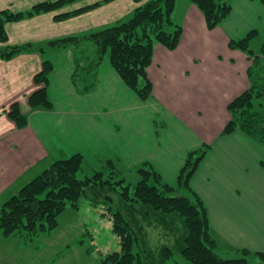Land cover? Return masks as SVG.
I'll use <instances>...</instances> for the list:
<instances>
[{"label": "crops", "instance_id": "0c3cea01", "mask_svg": "<svg viewBox=\"0 0 264 264\" xmlns=\"http://www.w3.org/2000/svg\"><path fill=\"white\" fill-rule=\"evenodd\" d=\"M43 1L0 0V12H25ZM228 1L231 15L210 31L196 5L177 0L171 18L183 35L174 51L155 46L148 68L153 94L146 101L124 83L110 55L99 67L95 90L80 94L73 83L75 50L69 48L47 56L54 65L48 86L52 109H32L29 98L44 87L35 77L45 58L38 53L0 58V209L48 165L76 154L84 157L86 167L99 168L111 160L132 185L140 180L136 169L150 163L165 183L176 186L188 154L211 145L191 186L208 208L212 233L231 249L264 254V144L240 131L222 135L231 120L229 104L250 88L251 61L229 43L257 31L250 47L262 43V50L264 0ZM139 6L134 0H113L61 22L55 16L62 13L9 22L8 42H0V48L125 22ZM14 104L28 117L27 127L18 128L8 117ZM162 227L150 230L157 240L164 236Z\"/></svg>", "mask_w": 264, "mask_h": 264}, {"label": "trees", "instance_id": "16d2710c", "mask_svg": "<svg viewBox=\"0 0 264 264\" xmlns=\"http://www.w3.org/2000/svg\"><path fill=\"white\" fill-rule=\"evenodd\" d=\"M78 1H46L20 13L10 9L1 11L0 42H8L5 30L7 23L33 18ZM134 1L140 6L125 22L44 43L0 48V58L7 61L21 54L33 53L45 58L42 71L35 77V83L43 84L44 87L29 98L32 109L51 110L53 106L49 100L48 86L54 65L47 56L59 50H77L84 42L93 44L95 53L75 52L73 83L80 94H89L95 90L99 67L110 55L111 65L124 83L143 101L152 97L153 84L148 76V68L153 62L155 46L160 44L171 51L176 50L183 28L171 18L177 0ZM190 1L204 14L210 31L218 28L233 10L228 0ZM93 8L64 13L56 16L55 20L64 21ZM257 34V31H251L243 39L230 40L229 47L242 51L251 61L248 70L250 88L229 104L231 120L222 135L240 131L264 144V113L258 110L264 106V45L260 55L250 47L251 40ZM6 113L18 128L29 125L28 117L21 112L18 104L12 105ZM211 149V145H205L188 154L176 186L165 183L150 163H144L136 169L140 180L132 185L111 160L95 169L93 175L82 179L78 177L84 166L81 154L57 161L2 206L0 238L19 237L25 244H31L40 236L56 230L61 215L67 209L78 210L83 200L95 205H109L112 209L118 199L133 213L140 214L144 221L152 222L154 218L176 215L182 220L185 234L177 240L178 251L164 245L155 256L143 245L148 239H139L131 223L123 215L119 216L117 230L125 235L129 246L112 264H264L263 253L236 250V255L240 256L233 259L222 258L217 253L220 243L212 233L208 208L191 186L192 178ZM177 254L183 262L176 258Z\"/></svg>", "mask_w": 264, "mask_h": 264}, {"label": "rangeland", "instance_id": "374dc122", "mask_svg": "<svg viewBox=\"0 0 264 264\" xmlns=\"http://www.w3.org/2000/svg\"><path fill=\"white\" fill-rule=\"evenodd\" d=\"M46 1L55 3L59 0H45L41 3H45ZM82 1L85 0H80L48 13H73L86 8L95 7L87 11L90 12L113 0H109V2L105 1V3L101 2L94 6L78 8L76 5ZM37 5L38 4L35 6ZM75 6L76 8H74ZM261 44L262 43L252 47L256 54H260ZM73 49L78 54H85L87 51L92 54L95 53V47L88 42L82 43L77 50L75 48ZM258 110L264 113V106L262 109ZM50 166L51 165H48L47 168ZM97 168L98 167L83 166V171L79 173L78 177L82 179L91 176ZM127 181L129 182V179ZM12 197L13 195L8 197L7 200ZM122 203L123 202L116 199V206H112L113 208L110 209L109 205H95L88 200H83L78 210L67 209L61 215L60 225L56 230L40 236L31 244H25L19 237H1L0 264H112L118 259V256L127 250V246H129V242L125 239V235L117 230V223L120 221L118 218L119 216L122 217V215L124 219L131 223L134 232L139 234V239L143 237L148 239L146 244H143L146 245V250L148 252L157 256L158 251L164 245L178 251L177 240L185 234L184 225L179 217L172 215L162 218L161 216L159 217L160 220H154V218L152 222L144 221L140 214L133 213L125 203ZM118 211L121 213H118ZM168 220H170V225L167 224ZM159 221H161V224H158ZM159 225H162V228H164V236H159L157 240V237L152 236L150 230L152 227H159ZM219 243L220 245L219 249H217V253L222 258L233 259L240 256H237L236 250L227 247L224 242L219 240ZM141 249H143V247H141ZM176 258L181 262L184 261L178 254ZM185 264L187 263L185 262Z\"/></svg>", "mask_w": 264, "mask_h": 264}]
</instances>
